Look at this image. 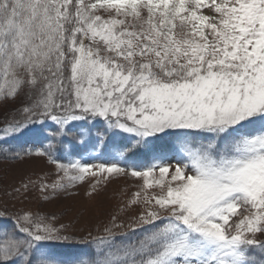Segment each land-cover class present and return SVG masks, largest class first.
<instances>
[{"label": "snow or ice", "instance_id": "6c2138e0", "mask_svg": "<svg viewBox=\"0 0 264 264\" xmlns=\"http://www.w3.org/2000/svg\"><path fill=\"white\" fill-rule=\"evenodd\" d=\"M17 100L0 153L32 155L8 144L29 137L70 180L130 170L146 228L54 256L63 226L16 216L0 264H264V0H0V104ZM73 141L149 163H58Z\"/></svg>", "mask_w": 264, "mask_h": 264}, {"label": "rangeland", "instance_id": "374dc122", "mask_svg": "<svg viewBox=\"0 0 264 264\" xmlns=\"http://www.w3.org/2000/svg\"><path fill=\"white\" fill-rule=\"evenodd\" d=\"M19 107H21L19 100L15 103L9 101L0 104V127L13 117L19 118L17 116ZM13 141V139L9 140L8 143ZM94 149L91 148V150ZM118 151L109 144L107 148H104L102 156L96 151L88 153L86 159L80 158L78 161L89 165H99L110 164L115 159L119 166L125 168L131 164L139 167L149 163L143 156L135 157L134 161V158L126 161L117 155ZM171 162L174 164L175 160ZM77 175L76 172L69 173V176ZM69 176L59 171L57 163L35 153L20 158L14 164L0 165V209L10 210L14 218L30 215L33 219L40 218L44 223L57 228L63 226L64 234L71 235L73 242L78 244H82L85 239L108 235L105 228L111 229L113 239H116L119 234L127 233L130 228L134 232L143 228L137 223V217L148 207L143 203L145 190L142 177L132 176L130 170L122 174L103 173L95 176L84 174L82 180H70ZM56 182L67 187L54 192L51 185ZM25 184L28 185L27 189L24 188ZM44 184L49 187L42 191L41 187ZM165 191L166 189L162 190L159 187L146 190L148 196L153 194L159 196ZM137 192L141 194V202L130 204L133 194ZM161 214L166 215L163 212ZM0 239H3L2 235ZM61 244L49 243L48 247L53 246L49 250L54 256H63L57 253L56 246Z\"/></svg>", "mask_w": 264, "mask_h": 264}, {"label": "trees", "instance_id": "16d2710c", "mask_svg": "<svg viewBox=\"0 0 264 264\" xmlns=\"http://www.w3.org/2000/svg\"><path fill=\"white\" fill-rule=\"evenodd\" d=\"M20 139V138H19ZM19 139L15 138L13 139L14 143H8L12 148H19L20 146L24 145V146H28L31 148L33 154L35 153V151L40 147L39 144H31L30 143V138L29 137H24L21 138L20 141ZM72 150L71 152L69 151H60L58 153H55L54 155L58 158V163L60 164H68L70 161H78L80 158L81 159H86L85 157H88V153H93L98 151V154L100 156L103 155V150L105 147H103L102 145H95V141H90L89 143L85 144V145H79L77 144L75 141L72 142ZM95 148L94 150H91V148ZM23 157H28V156H22ZM92 158V154L90 156ZM48 158V157H47ZM20 158H13L10 154L8 156H5L4 154L0 155V165H10V164H14L16 162H18ZM135 160V158L133 159V161ZM17 214V213H15ZM0 217H5V219L0 220L1 224H4L7 228V230H11V226L12 223L15 221L14 218V214L11 213L10 210L7 209H0ZM7 217H11V219H7ZM2 230H0V232H2ZM129 236H127V240L125 242L124 237L121 236L118 238V242L119 245L121 244H127L130 242H134L136 241L138 235L135 236V240H133L132 237H130L128 239ZM91 239H87V242H85V244H83L82 246L88 247V248H82V253L83 255H86L89 252V248H92L90 246H92L91 244ZM117 244V243H116ZM118 245V244H117Z\"/></svg>", "mask_w": 264, "mask_h": 264}]
</instances>
